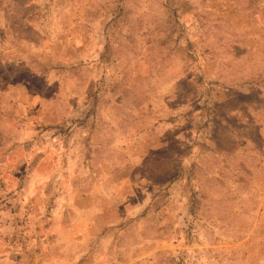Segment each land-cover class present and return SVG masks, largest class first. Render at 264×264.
<instances>
[{"label":"rangeland","instance_id":"obj_1","mask_svg":"<svg viewBox=\"0 0 264 264\" xmlns=\"http://www.w3.org/2000/svg\"><path fill=\"white\" fill-rule=\"evenodd\" d=\"M0 264H264V0H0Z\"/></svg>","mask_w":264,"mask_h":264}]
</instances>
